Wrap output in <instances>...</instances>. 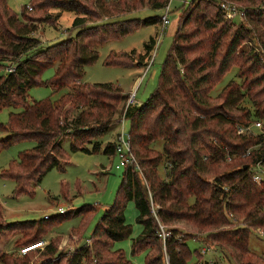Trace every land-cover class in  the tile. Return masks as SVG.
I'll list each match as a JSON object with an SVG mask.
<instances>
[{"label": "trees", "instance_id": "trees-1", "mask_svg": "<svg viewBox=\"0 0 264 264\" xmlns=\"http://www.w3.org/2000/svg\"><path fill=\"white\" fill-rule=\"evenodd\" d=\"M105 1L31 0L16 13L7 0H0V70L15 67L12 73L0 72V111L13 109L6 123L0 121V133L6 134L0 138V152L21 141L36 142L0 172L15 181V195H34L31 185L37 186L47 172L65 170L70 157L63 138L70 139L71 152L116 154V141L102 146L100 138L114 122H121L119 105L129 96L112 82H83L85 67L98 60L104 43L157 24L161 17L108 21L113 16ZM133 2L122 1V11L127 6L126 12L140 10L145 4L160 9L169 0ZM88 3L102 23L84 24ZM222 3L239 4L244 20L228 18ZM50 8L76 14L72 25L78 31L43 46L33 36L42 20L31 13ZM250 36L255 46L242 49ZM153 40L145 43L146 54L137 60L140 65ZM113 56L110 53L104 64L132 66ZM53 66V77L42 80L44 71ZM233 66L241 81L232 80L212 96ZM41 85L65 92L54 100L31 101L30 89ZM124 116L130 122L135 162L123 166L113 204L84 245L57 256L56 237L50 239L37 264H60L62 258L65 264H134L123 249L113 247L132 234L125 216L130 201L135 202L137 222L143 228L132 241V254L145 252V264H226L217 258L202 261L205 249L202 254L196 250L199 259L190 263L189 240L215 247L233 264H264V256L250 248L251 231L264 233V180L254 181L252 169L260 162L264 170V130L248 136L236 132L237 125L253 120L263 122L264 128V0H193L162 63L157 88L141 104L128 105ZM162 161L169 166L164 176L158 172ZM94 210L91 205L76 210L83 225ZM73 213L7 222L0 204V237L6 230L18 232L15 245H31L46 239ZM161 226L169 233L165 239ZM17 251L2 253L0 264H28L20 257L30 253L21 256Z\"/></svg>", "mask_w": 264, "mask_h": 264}, {"label": "rangeland", "instance_id": "rangeland-1", "mask_svg": "<svg viewBox=\"0 0 264 264\" xmlns=\"http://www.w3.org/2000/svg\"><path fill=\"white\" fill-rule=\"evenodd\" d=\"M31 0H7L8 6L19 13L22 7L29 5ZM122 1L124 0H106L105 4L112 15V19H124L139 17L145 19L152 16H160L166 14V7L160 9H152L149 5L145 4L140 10H133L126 12L130 6L126 7L125 12L122 11ZM134 3V0H127ZM193 0H169L167 6L170 7L168 25H163L162 20L153 25H145L139 29L119 38L110 40L99 47L98 60L85 67V75L82 79L87 83H106L112 82L120 86L125 94L129 97L134 94L138 104L144 102L150 94L157 88L159 83V76L162 63L170 49L176 30L179 28L182 20L187 14L188 8L191 6ZM232 4V3H231ZM234 5L238 10H241L239 4ZM87 8L88 15L84 18V24L98 25L101 22L94 15L92 5L84 4ZM31 15L41 19L37 23V30L33 36L38 38L41 45H51L57 41L65 39L67 36L75 35L78 28H73V21L76 14L69 11H60L58 8H50L47 12L41 11L32 12ZM81 16V15H80ZM111 17V16H110ZM108 18V17H107ZM245 16L234 17V21L241 22ZM106 20V18H105ZM153 37L154 44L152 43L151 50L145 56L144 64L140 65L137 60L145 53V43ZM255 40L252 36L242 44V49L255 46ZM113 53V57L131 64V67L123 66H107L104 64L106 57ZM153 59V62L151 60ZM8 64L10 62H7ZM151 65L148 67V65ZM6 67V66H5ZM55 66L46 69L42 75V80H48L53 77ZM138 78L137 84L136 80ZM232 80L237 82L241 81L238 77V68L233 66L222 78V80L211 91V95L217 97L222 90ZM65 91L61 90L53 92V90L45 85L35 86L29 91V99L39 100L46 97L51 99L59 98ZM128 97V98H129ZM126 102L123 101L119 105L118 113L121 117V122H114L111 129L104 134L100 141L104 146L111 141H118V135L124 133L125 136L129 135L130 122L125 118ZM125 102V103H124ZM248 105H251L248 104ZM125 108V109H123ZM13 109L4 108L0 111V121L6 123ZM116 115V116H117ZM5 133H0V138H4ZM70 139L63 138V149L68 153L70 159L69 164L66 165L65 170L62 171L58 168H53L43 177L42 181L34 186V195H15L16 184L12 179H6L0 176V204L3 208V218L7 222L24 221V220H39L48 218V216L58 215L59 208H63L62 213L69 211L74 212L73 215L55 226L45 236L43 241L45 247L50 239L56 237V255L61 253H71L77 246L84 245L94 227L100 220L110 205L113 204L117 193L118 186L121 182L123 173V166L119 169L116 165L119 164L120 158L118 154L115 156H108L104 154L103 150L89 154L84 152H71ZM36 145L35 141H21L4 149L0 152V172L6 169L11 160L16 159L20 151L30 149ZM158 146V145H157ZM155 148V147H154ZM162 151L161 145L158 146ZM168 164L164 161L158 166V172L164 176ZM36 186V188H35ZM94 206L95 210L92 215H88L84 225L82 224V216L76 213V210L82 206ZM125 216L128 223L132 225V234L123 240L114 242V249L121 248L124 250L126 256L131 259L134 264H145V252L132 254V241L142 233V226L137 222L138 210L135 202L130 201L125 210ZM7 233L0 237V255L2 253L15 252L24 245L16 246L15 241L19 236L18 232H11L6 230ZM260 229L252 230L250 234V248L252 251L264 256V236ZM39 242V241H37ZM192 251L193 257L190 263L198 261L199 256L196 250L202 254V261H209L216 258L226 264H233L225 258L223 253L212 246H206L196 240L188 241ZM28 245V244H26ZM25 245V246H26ZM17 247V248H16ZM30 253L27 257H20L28 264H37L42 261L43 250ZM23 256V255H21ZM60 264H65V258ZM166 263H167V257ZM59 264V263H58Z\"/></svg>", "mask_w": 264, "mask_h": 264}, {"label": "built area", "instance_id": "built-area-1", "mask_svg": "<svg viewBox=\"0 0 264 264\" xmlns=\"http://www.w3.org/2000/svg\"><path fill=\"white\" fill-rule=\"evenodd\" d=\"M222 8L226 12V15L228 18L232 19L236 16L244 17V13L241 10H238L235 5H232L230 3H222ZM29 10H31V7H28ZM166 14L161 17L163 25H168L170 23L169 20V13H170V7L166 6ZM153 62V59L151 60ZM151 65V63L148 65V67ZM15 71L14 65H9L3 68V70H0L2 74L12 73ZM127 106L130 104H136L135 95L132 94L127 99ZM125 119V118H124ZM264 130L263 128V122L259 120H253L248 123L239 124L237 125L236 132L238 135L248 136L251 134H256L257 132H261ZM249 153V152H248ZM247 153V154H248ZM116 154H118L120 158L119 164L116 165V168L119 169L122 166H125L128 163L135 162V158L130 150V140L129 135L125 136L124 133L118 135V141H116ZM232 157H228V161L231 160ZM253 169V179L254 181L261 183L264 180V170L261 167V163L258 162L256 166L252 167ZM63 208H59L58 212H63ZM168 232H166L161 226V236L163 239H165L168 236ZM43 241H39L37 243H32L31 245H26L19 248V254L20 255H27L29 253L36 252L43 248ZM38 246V247H37ZM202 253L204 251L202 250Z\"/></svg>", "mask_w": 264, "mask_h": 264}, {"label": "crops", "instance_id": "crops-1", "mask_svg": "<svg viewBox=\"0 0 264 264\" xmlns=\"http://www.w3.org/2000/svg\"><path fill=\"white\" fill-rule=\"evenodd\" d=\"M153 38V37H152ZM137 81H138V78H137V80H136V84H137ZM136 103H137V101H136Z\"/></svg>", "mask_w": 264, "mask_h": 264}, {"label": "bare ground", "instance_id": "bare-ground-1", "mask_svg": "<svg viewBox=\"0 0 264 264\" xmlns=\"http://www.w3.org/2000/svg\"><path fill=\"white\" fill-rule=\"evenodd\" d=\"M38 247V246H37Z\"/></svg>", "mask_w": 264, "mask_h": 264}]
</instances>
